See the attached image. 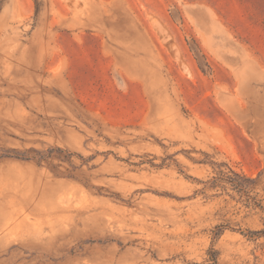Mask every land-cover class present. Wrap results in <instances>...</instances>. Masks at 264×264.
Returning a JSON list of instances; mask_svg holds the SVG:
<instances>
[{
  "label": "rangeland",
  "instance_id": "374dc122",
  "mask_svg": "<svg viewBox=\"0 0 264 264\" xmlns=\"http://www.w3.org/2000/svg\"><path fill=\"white\" fill-rule=\"evenodd\" d=\"M0 264H264V0H0Z\"/></svg>",
  "mask_w": 264,
  "mask_h": 264
}]
</instances>
